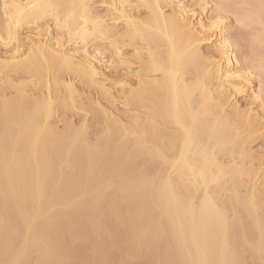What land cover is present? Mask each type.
<instances>
[{
  "label": "bare ground",
  "instance_id": "1",
  "mask_svg": "<svg viewBox=\"0 0 264 264\" xmlns=\"http://www.w3.org/2000/svg\"><path fill=\"white\" fill-rule=\"evenodd\" d=\"M4 2L0 264H262V0Z\"/></svg>",
  "mask_w": 264,
  "mask_h": 264
},
{
  "label": "snow or ice",
  "instance_id": "2",
  "mask_svg": "<svg viewBox=\"0 0 264 264\" xmlns=\"http://www.w3.org/2000/svg\"><path fill=\"white\" fill-rule=\"evenodd\" d=\"M3 10V20L5 22V28L7 30V39H3L0 36V40H3L4 47L6 49H10L12 46L16 47V52L20 53L21 49L19 47L20 43L24 41L25 37L22 29L26 26L31 29L34 27L32 21L33 19H38L40 16V12L38 11L41 8L51 7L40 5L36 3L29 4H16V3H8L4 2L0 5ZM87 10V6H84ZM105 7H117L114 5H105ZM135 7V6H133ZM209 9H220L222 5H208ZM244 7V6H238ZM261 24L264 26V0L261 3ZM231 16V13L221 14L219 11H213V16L210 21V24L207 28H205V32L208 34L214 33L217 29H221V25H227V20L225 17ZM85 23L88 21L85 19ZM236 24L240 27H245L246 23L242 21L239 15L236 16ZM38 27V24L35 25ZM222 30V29H221ZM29 38L31 37V33L29 32ZM204 39L211 43L210 36L206 35ZM237 91H242V89L238 88ZM260 102L264 105V75L261 76V98ZM39 122V121H38ZM262 257H264V251H262ZM201 264H211L209 261H203ZM264 264V262H262Z\"/></svg>",
  "mask_w": 264,
  "mask_h": 264
},
{
  "label": "rangeland",
  "instance_id": "3",
  "mask_svg": "<svg viewBox=\"0 0 264 264\" xmlns=\"http://www.w3.org/2000/svg\"><path fill=\"white\" fill-rule=\"evenodd\" d=\"M229 21H230V19H228ZM78 119V117L77 116H75L74 118H73V120H77Z\"/></svg>",
  "mask_w": 264,
  "mask_h": 264
}]
</instances>
